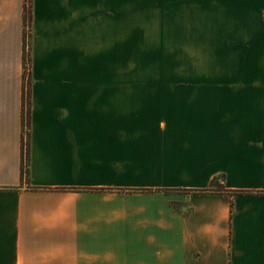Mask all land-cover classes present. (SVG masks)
Wrapping results in <instances>:
<instances>
[{
    "label": "crops",
    "instance_id": "1",
    "mask_svg": "<svg viewBox=\"0 0 264 264\" xmlns=\"http://www.w3.org/2000/svg\"><path fill=\"white\" fill-rule=\"evenodd\" d=\"M32 5L25 84L0 0V264H264V78L86 77V0ZM188 5L264 48V0Z\"/></svg>",
    "mask_w": 264,
    "mask_h": 264
},
{
    "label": "rangeland",
    "instance_id": "2",
    "mask_svg": "<svg viewBox=\"0 0 264 264\" xmlns=\"http://www.w3.org/2000/svg\"><path fill=\"white\" fill-rule=\"evenodd\" d=\"M28 2L31 14L32 0ZM164 3L86 0V77L117 76L149 82L167 79L187 86L192 78H264V48H223L232 39L221 34L223 20H206L204 7L202 19L196 20L188 0ZM32 33V19L27 18L25 47L29 48L24 49L25 59L31 57ZM110 46L111 53H99ZM105 63L111 67L101 68ZM30 78L26 71L25 84H30ZM214 188L222 190L221 179Z\"/></svg>",
    "mask_w": 264,
    "mask_h": 264
},
{
    "label": "trees",
    "instance_id": "3",
    "mask_svg": "<svg viewBox=\"0 0 264 264\" xmlns=\"http://www.w3.org/2000/svg\"><path fill=\"white\" fill-rule=\"evenodd\" d=\"M27 18H30V19H32V14H30L29 12H28V10H27V7L25 6V8H24V23H26V20H27ZM213 184H214V182H213ZM211 192H217V193H219V194H221L222 196H224V198L229 202V203H231L232 204V200H231V198H229L228 197V193H227V191H225V190H212L211 188L210 189H207V190H200V191H198V193H211ZM241 193L240 192H234L233 193V195L231 196L232 198H234L236 195H240Z\"/></svg>",
    "mask_w": 264,
    "mask_h": 264
},
{
    "label": "built area",
    "instance_id": "4",
    "mask_svg": "<svg viewBox=\"0 0 264 264\" xmlns=\"http://www.w3.org/2000/svg\"><path fill=\"white\" fill-rule=\"evenodd\" d=\"M29 4L30 2H28V0H25V6L27 7V10L29 9ZM29 36H26V38H28ZM26 48H29V46L26 45ZM28 53V50L27 52ZM25 54V53H24ZM24 63H25V71L28 72V70L30 69V57H28V55L26 56V59L24 58ZM26 74V72H25Z\"/></svg>",
    "mask_w": 264,
    "mask_h": 264
}]
</instances>
